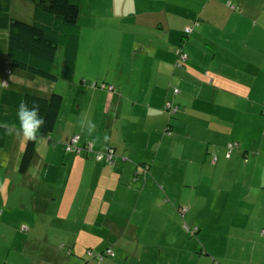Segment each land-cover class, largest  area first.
I'll return each instance as SVG.
<instances>
[{
  "label": "crops",
  "instance_id": "obj_1",
  "mask_svg": "<svg viewBox=\"0 0 264 264\" xmlns=\"http://www.w3.org/2000/svg\"><path fill=\"white\" fill-rule=\"evenodd\" d=\"M85 1L89 16L80 9L74 77L63 89L70 103L63 97L58 128L37 142L25 174L18 171L26 144L19 125H8L11 134L0 130V231L17 228L23 208L17 205L26 198L34 211L54 207L52 219L61 226L81 217L70 234L97 235L91 212L96 228L120 227L115 217L130 208L123 207L126 198L136 206L162 203L158 184L176 178L177 189L187 186L196 166L195 178L233 160V192L255 178L264 182V119L260 131L251 122L256 109L264 113V97H254L264 91V0ZM94 65L93 72L108 70L90 86L84 75ZM7 71H0V97L4 88L33 89L21 85L28 76ZM72 136L95 152L114 149L113 163L66 152ZM141 165L148 174L133 181ZM233 200L250 205L247 194Z\"/></svg>",
  "mask_w": 264,
  "mask_h": 264
},
{
  "label": "rangeland",
  "instance_id": "obj_2",
  "mask_svg": "<svg viewBox=\"0 0 264 264\" xmlns=\"http://www.w3.org/2000/svg\"><path fill=\"white\" fill-rule=\"evenodd\" d=\"M33 10L30 2L11 0L9 15L33 24ZM86 12L89 16L84 0L81 13ZM68 28L63 29L64 35H67ZM5 36L6 33L0 31V71L8 69L16 73L7 57H3ZM62 58L61 48L57 53L55 75H60ZM95 58L99 61L98 57ZM262 63L264 68V60ZM95 70H98L97 65L84 75L90 77V86L101 84L108 65L98 72H93ZM26 76L30 79L22 77L23 82L20 83L23 87L31 84L34 89L45 87L47 92L53 89L66 101L64 81L58 80L55 85H39L33 76ZM74 84L78 85V82ZM254 97L263 98L264 91L255 93ZM255 115L251 120L252 129L256 126L260 131L264 113L256 109ZM261 150L264 152V140ZM181 162L183 160L178 164ZM197 169V166L190 168L187 186L177 189L176 178L168 183L161 181L158 187H161L162 203L152 199L136 206L126 198L123 207L130 205V208H124L119 215L117 213L118 218L115 217L121 222L120 227L105 223L96 228L95 213L91 212L88 221L93 230L97 229V235L78 234L76 231L70 234L82 222L81 217L73 227H68L70 223L67 227L61 226L52 219L54 207L49 212L34 211L31 200L25 198L22 204L17 205V208L23 206L16 218L17 228H12L13 232L8 230L7 234L0 231V264H99L85 256L87 249L96 255L107 249L112 251V255L105 257L101 264H264V236L261 232L264 230V182L255 178L243 188L237 185L233 192V160L225 161L216 172L205 169L202 177L197 175L195 178L194 174H200ZM237 194H247L250 205L246 207L245 202L235 204L233 197ZM17 202L18 197L12 200L13 204ZM38 214L44 219L38 220ZM31 218L35 220L33 226ZM186 229H197V232L192 235Z\"/></svg>",
  "mask_w": 264,
  "mask_h": 264
},
{
  "label": "trees",
  "instance_id": "obj_3",
  "mask_svg": "<svg viewBox=\"0 0 264 264\" xmlns=\"http://www.w3.org/2000/svg\"><path fill=\"white\" fill-rule=\"evenodd\" d=\"M33 4V24L13 19L9 15L11 0H0V31L6 33L5 55L11 67L17 73L31 75L39 85H55L58 80L70 84L74 77L75 59L78 45V19L81 16L80 0H24ZM79 2V3H78ZM81 3V4H80ZM81 6V7H80ZM69 27L67 35L64 28ZM63 49V58L60 64V75L53 73L56 67L57 53ZM36 79V80H35ZM41 87V86H40ZM28 88L15 91L10 88L3 89L0 97V111L3 122L7 125L18 124L17 108L21 101H25L30 108L33 101L40 106V116L44 118V125L37 133L39 140L46 139L56 127L60 118L62 95L56 94L53 89L44 91L45 87ZM7 88V87H6ZM39 88V89H38ZM2 121V120H1ZM3 128H0V130ZM4 133L0 131V137ZM26 140L18 171L25 174L32 163L35 146L39 141ZM1 142V138H0ZM83 151V150H82ZM81 151L78 153L80 154ZM71 154H77L71 152ZM114 160V155L112 163ZM99 163L105 164L101 161ZM111 163V164H112ZM148 166L141 165L134 172L135 181L139 177L147 176ZM187 230V229H186ZM188 233L196 234L197 229H188ZM264 235V230L261 231ZM108 250L96 255L91 249L85 250V256L95 260L96 263L110 257ZM74 252L73 250H70ZM69 251V252H70ZM110 251V250H109ZM112 253V251H110Z\"/></svg>",
  "mask_w": 264,
  "mask_h": 264
},
{
  "label": "clouds",
  "instance_id": "obj_4",
  "mask_svg": "<svg viewBox=\"0 0 264 264\" xmlns=\"http://www.w3.org/2000/svg\"><path fill=\"white\" fill-rule=\"evenodd\" d=\"M7 72H10V70H8ZM39 113H40V106L35 101H33L32 106L30 108L28 107L27 102L25 101L20 102L17 108V119L19 122V127L15 128L16 131L19 133L20 138H22L23 140H31V141H37L41 138L37 136V133L43 127L45 121H44V118L40 116ZM0 128H3L6 134H11L12 132L9 131V129L14 128V127H9L6 123H0ZM94 129H95V124L92 125V130ZM89 134H91V130ZM74 137H77V136H72L66 141V143L64 144V149H65L66 144ZM77 147L80 149V151L83 150L87 152L88 154L93 155V158H94L95 153H99V152L93 151L90 144L89 145L84 144L83 146L79 147L78 142H77ZM110 150L113 152V155L115 158L116 153L114 149L110 148L105 153L109 152ZM105 153H102V154H105ZM112 159H113V156H112ZM94 161H96L95 158H94ZM96 162H101V161H96ZM111 162L105 163V164H111Z\"/></svg>",
  "mask_w": 264,
  "mask_h": 264
},
{
  "label": "built area",
  "instance_id": "obj_5",
  "mask_svg": "<svg viewBox=\"0 0 264 264\" xmlns=\"http://www.w3.org/2000/svg\"><path fill=\"white\" fill-rule=\"evenodd\" d=\"M180 55H179V62L180 63H184L186 61V55L185 54H181V52H178ZM178 66H180V64H178ZM108 89H111V87H109ZM166 110H169L172 112V109L170 106H167L165 108ZM173 112H175L173 110ZM77 142H78V138L77 137H74L72 138L65 146V150L67 152H75V153H79L80 152V149L77 147ZM112 156H113V152L110 150L109 152L105 153V154H102V153H95L94 154V158L96 161H103L105 163H110L111 160H112ZM108 254L111 255L112 253L108 250Z\"/></svg>",
  "mask_w": 264,
  "mask_h": 264
},
{
  "label": "bare ground",
  "instance_id": "obj_6",
  "mask_svg": "<svg viewBox=\"0 0 264 264\" xmlns=\"http://www.w3.org/2000/svg\"><path fill=\"white\" fill-rule=\"evenodd\" d=\"M112 163V162H111Z\"/></svg>",
  "mask_w": 264,
  "mask_h": 264
}]
</instances>
